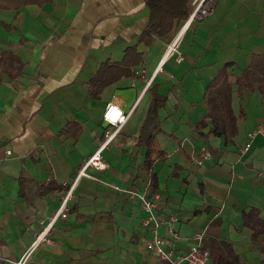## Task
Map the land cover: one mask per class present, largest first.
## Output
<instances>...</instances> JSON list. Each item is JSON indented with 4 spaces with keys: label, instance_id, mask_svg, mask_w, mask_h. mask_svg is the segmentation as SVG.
I'll return each mask as SVG.
<instances>
[{
    "label": "crops",
    "instance_id": "obj_1",
    "mask_svg": "<svg viewBox=\"0 0 264 264\" xmlns=\"http://www.w3.org/2000/svg\"><path fill=\"white\" fill-rule=\"evenodd\" d=\"M185 20H175L165 35L146 36L147 0L0 6V264L21 256L74 183L67 217L57 220L52 242L38 247L33 264H170L147 248L153 227L143 224L148 213L131 190L156 199L158 234L175 253L203 233L232 243L244 263L263 264L243 220L251 207L264 218L259 83L234 98L243 116L233 139L204 137L209 127L198 123L207 112L206 89L218 73L226 70L234 79L264 53V0H215L213 12L183 32V60L176 54L165 59ZM129 46L140 59L127 65L122 61ZM7 52L13 56L7 59ZM18 58L20 72L12 77L5 66ZM95 76L108 79L96 94ZM155 95L165 101L149 150L139 137ZM110 101L130 117L104 150L107 167L90 168L95 177L77 178L105 138L103 113Z\"/></svg>",
    "mask_w": 264,
    "mask_h": 264
},
{
    "label": "trees",
    "instance_id": "obj_2",
    "mask_svg": "<svg viewBox=\"0 0 264 264\" xmlns=\"http://www.w3.org/2000/svg\"><path fill=\"white\" fill-rule=\"evenodd\" d=\"M51 0H0V6L19 8L21 5L29 3L43 4ZM151 9V21L148 25L146 36L151 32L159 35H165L170 32L175 20L186 19L191 12L190 0H147ZM12 52L5 53L7 59ZM139 52L135 46H129L126 49L122 63L133 64L139 61ZM15 59V58H14ZM3 61V60H2ZM8 62V61H7ZM21 62V61H20ZM3 63V62H1ZM9 66H5L6 71L12 77L16 76L19 71V58L15 61H9ZM114 65V66H117ZM4 68V67H3ZM120 74L122 73L119 72ZM108 83L105 77L95 78L92 81L94 93L100 92L101 88ZM255 83H259V89L264 95V53L255 54L249 63L243 69L240 76L230 79L226 70H221L218 75L209 83L205 99L207 103V112L203 119L199 121L198 128L209 127L207 133L201 132L204 137L209 135L223 136L226 140L233 139L239 132V119L243 116V111L237 113L234 108V98L237 96L240 100L242 92L245 89L253 88ZM163 96H153L151 107L147 114L145 124L141 131L139 139L143 141L149 150L158 131V113L159 107L163 104ZM148 168L152 166L151 160L148 159ZM153 183L156 184V176L153 175ZM244 224L252 230L253 243L259 246L264 256V218L261 217L259 209L251 207L243 211ZM203 246L210 251L213 264H246L242 261L240 255L235 251L232 243L224 239L215 237H204ZM264 264V257H263Z\"/></svg>",
    "mask_w": 264,
    "mask_h": 264
},
{
    "label": "built area",
    "instance_id": "obj_3",
    "mask_svg": "<svg viewBox=\"0 0 264 264\" xmlns=\"http://www.w3.org/2000/svg\"><path fill=\"white\" fill-rule=\"evenodd\" d=\"M215 0H191L192 10L186 20L183 22L179 31L175 36L168 42L166 50L164 53V58H169L173 55H177V60H183V55L179 49V41L183 32L191 26L192 23L204 19L206 16L210 15L214 10ZM130 117V112L125 111L120 103L116 101H110L104 110L103 118L107 122V128L105 129V138L97 149L81 164L78 177L82 176L95 177L89 172L90 168L97 170H103L107 167V163L104 158L105 148L115 139L120 130L123 128L125 123ZM262 131V128L249 133V137L252 138L257 132ZM251 142L248 141L244 149H248ZM203 154L207 156L208 151L204 150ZM75 183L72 184L61 198L59 207L54 215L44 223L41 229L34 234L33 240L24 249L21 256L12 261V264H33L32 257L38 247L44 242H52V231L55 224L59 218H65L70 210L69 201L73 195ZM115 188L123 189L122 187L116 185ZM131 194L137 195L141 202L143 209L148 213L146 219L143 220L145 226H152L153 236L147 240L146 246L149 250L155 251L160 259L169 262L170 264H208L211 258L209 249L203 246L204 236L203 233H197V243L192 245L188 250L175 253L172 246H166V239L158 234V226L160 224L159 217L155 214V207L157 205L156 199L151 198L145 193H137L131 190ZM176 219L174 214L170 216V220ZM169 229L177 237L176 229L170 225Z\"/></svg>",
    "mask_w": 264,
    "mask_h": 264
}]
</instances>
